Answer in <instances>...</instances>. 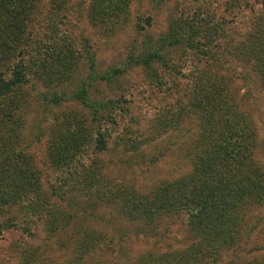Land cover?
<instances>
[{"label": "trees", "instance_id": "obj_1", "mask_svg": "<svg viewBox=\"0 0 264 264\" xmlns=\"http://www.w3.org/2000/svg\"><path fill=\"white\" fill-rule=\"evenodd\" d=\"M34 1L0 0V238L4 231L14 230L31 239L33 228L42 222L44 231L51 234L66 222V214L59 209L65 198L70 193L88 196L92 192L89 199L95 198L96 205L110 207L126 221L141 222L143 229L149 228L159 214L171 216L178 209L186 214L187 230L200 241H212L215 249L238 242L237 222L244 220L250 209L264 205V169L255 157L258 142L250 117L238 111L234 97L217 73L219 60L209 61L207 57L224 44L230 55L259 78L264 88V0H259L256 9L249 6L248 0H229L225 17L222 11L216 13L206 7L209 12L194 9L181 20L179 16L184 9H177L176 20L169 22L157 44L132 62L147 72L144 92L174 98V113L168 118L163 112L150 117L148 134L138 140H127L119 133L123 128L117 125V120L120 114L130 110V96H123L122 91L106 102H98L96 109L82 104L91 109L93 117L96 114L94 119L91 116V121L96 122L95 136L90 140V134L78 121L70 123L62 119L55 124L46 140L47 164L52 173L48 188L40 185V172L32 167L29 156L17 150L23 123L15 115L19 107L14 94L31 74L45 85L60 82L70 70L69 63L65 64L70 62L72 53L59 48L52 50L48 55L51 65L45 58L36 62V58L29 57L24 62L23 39H26L28 14ZM64 1L56 0L55 5L59 7ZM192 1L203 4L214 0ZM127 2L93 0L94 7L108 8L114 25L124 20ZM243 6L250 9L245 11ZM238 16L247 24H238ZM224 26L229 27V32L224 31ZM235 26L237 31L232 30ZM238 34L243 39L234 44L232 35ZM181 45L189 49L184 61L169 65L165 50L168 53L172 46ZM211 63L213 71L208 65ZM185 71L190 75V84L181 91L180 86L187 80L186 74L183 77L180 74ZM122 72L112 70L100 78L107 81ZM83 97L82 90L76 98L84 103ZM153 107L148 110L152 111ZM168 109L171 106L161 111ZM184 117L194 121L196 127L193 147L185 152L189 173L174 180H162L144 194L126 182L116 184L102 179L104 165L99 156L109 147L118 148L119 152H136L142 144L152 142L156 132L169 129ZM111 138L112 144L108 143ZM92 154L96 156L89 159ZM97 233L79 234L71 241L78 258L75 264L101 261L100 256L108 246ZM240 234L243 236L244 231ZM199 250L203 253L202 248ZM41 253L38 247L29 246L19 254L18 264H41ZM182 253L156 259L145 255L139 261L141 264H181ZM195 254L190 247L185 263L195 264ZM217 257L208 261L212 263Z\"/></svg>", "mask_w": 264, "mask_h": 264}, {"label": "rangeland", "instance_id": "obj_2", "mask_svg": "<svg viewBox=\"0 0 264 264\" xmlns=\"http://www.w3.org/2000/svg\"><path fill=\"white\" fill-rule=\"evenodd\" d=\"M228 1L199 4L192 0H128L124 20L115 25L111 24L108 8L94 7L93 0H65L59 7L55 5L56 0L34 1L28 14L26 39H23L24 62L29 57L36 58V62L45 58L51 65L48 55L52 50L59 48L72 53L70 62L65 64L69 63L70 70L60 82L45 85L31 74L14 94L19 107L15 115L23 123L17 150L28 155L32 167L40 172V185L48 188L52 183L46 140L55 124L62 119L70 123L78 121L93 140L96 122L91 121V109L82 104L96 109L98 102H106L122 91L123 96H130V110L120 114L117 120V125L123 128L119 133L127 140L146 136L150 117L155 118L159 112L167 118L172 115L174 98L144 92L147 72L132 62L137 55L157 44L158 38L166 33L169 22L176 20L177 9H184L179 16L181 20L194 9L207 11V8L216 13L222 11L221 15L225 17ZM248 1L251 8H257L259 0ZM242 8L245 11L250 9ZM241 17H237L238 24H247ZM223 29L229 32L228 26ZM232 30L237 31L236 26ZM239 35H232L234 44L243 39ZM196 39L201 41V37ZM188 51L182 45L172 46L168 53L165 50L166 61L169 65H177L184 61ZM207 60H219L217 73L234 97L238 111L250 117L258 142L255 157L264 169V88L259 78L230 55L224 44L213 50ZM208 65L212 67L211 71L215 70L212 63ZM112 70L123 72L107 81L101 80V76H108ZM180 75L187 80L180 86L183 91L186 84H190V75L186 71ZM82 90L84 103L76 98ZM180 99L186 101L181 96ZM151 106H155L152 111L148 110ZM168 106L171 110L161 111ZM92 118H96V114ZM195 133V122L184 117L169 129L156 132L153 141L142 144L136 152H119L118 148L109 147L99 156L104 165L102 179L108 183L126 182L144 194L162 180L170 181L185 175L190 172L185 152L193 147ZM108 143L112 144L113 138ZM94 156L92 154L89 159ZM91 194L70 193L69 198L59 205L67 216L66 222L51 234L44 231L43 222L35 225L31 239L14 230L4 231L0 238V264H18L19 254L29 246L42 251L41 264H75L78 258L71 241L79 234L88 235L92 231L104 237L108 248L102 252L101 261L87 260L84 264H141L139 260L145 255L155 259L169 258L173 253L182 252L181 264H186L184 258L190 247L195 250L194 257L199 258L195 264H264V205L250 209L251 213L237 222L238 242L215 249L212 241H200L187 230V217L183 210L177 209L171 216L159 214L149 228L143 229L141 222L126 221L110 207L96 205L95 198L89 199ZM242 231L243 236L240 234ZM215 257L218 258L216 261H208ZM76 264L81 263L78 261Z\"/></svg>", "mask_w": 264, "mask_h": 264}]
</instances>
